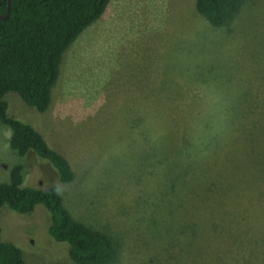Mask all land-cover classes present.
Listing matches in <instances>:
<instances>
[{
  "label": "rangeland",
  "instance_id": "374dc122",
  "mask_svg": "<svg viewBox=\"0 0 264 264\" xmlns=\"http://www.w3.org/2000/svg\"><path fill=\"white\" fill-rule=\"evenodd\" d=\"M229 26L212 27L196 0H113L64 55L46 112L4 98L68 158L75 181L60 182L32 151L19 156L0 121V182L23 164L25 186H57L78 220L118 236L117 264H264V0H245ZM201 112L237 125L215 124L208 144L186 148L197 156L188 176L172 177L174 148ZM157 116L169 124L159 150ZM155 155L165 158L158 172ZM190 222L197 239L178 229ZM48 225L42 205L0 208L1 240L26 264H75Z\"/></svg>",
  "mask_w": 264,
  "mask_h": 264
},
{
  "label": "trees",
  "instance_id": "16d2710c",
  "mask_svg": "<svg viewBox=\"0 0 264 264\" xmlns=\"http://www.w3.org/2000/svg\"><path fill=\"white\" fill-rule=\"evenodd\" d=\"M111 2L13 0L10 18H0V121L11 131L10 147L21 157L32 151L46 160L65 184L76 179L68 158L51 148L32 125L10 116L4 98L7 93L15 92L28 106L40 113L46 112L52 103V89L61 76L64 55L88 27L104 16ZM244 4L245 0H196V9L212 27L222 28L235 23ZM7 8L8 0H0L2 15H6ZM157 117L159 120L152 122L153 128H157L153 145L159 150L162 133L169 131V124L163 116ZM215 124L220 133L226 127L232 130L237 125L227 116L212 118L202 112L191 116L187 127L195 132L182 143L181 151L174 148L170 176H188L186 167L193 164L197 156L191 157L186 148L208 144L207 135ZM144 140L148 141L145 137ZM164 160L156 156L157 172L160 165L165 164ZM24 170V165L18 164L11 168L9 182H0V208L7 206L21 215H31L42 205L49 215L48 234L55 241L68 244L70 259L75 264H117L120 261L121 245L117 235L78 220L65 206L57 186L47 189L25 186ZM180 226L178 229L186 228L184 232L190 239H197L196 223ZM1 236L0 228V264H26L21 249L3 242Z\"/></svg>",
  "mask_w": 264,
  "mask_h": 264
},
{
  "label": "water",
  "instance_id": "95a60500",
  "mask_svg": "<svg viewBox=\"0 0 264 264\" xmlns=\"http://www.w3.org/2000/svg\"><path fill=\"white\" fill-rule=\"evenodd\" d=\"M12 2H13V0H8V8H7V13H6V15H2V14L0 13V18H1L2 20H7V19L10 18V16H11V10H12V8H11V4H12Z\"/></svg>",
  "mask_w": 264,
  "mask_h": 264
},
{
  "label": "crops",
  "instance_id": "0c3cea01",
  "mask_svg": "<svg viewBox=\"0 0 264 264\" xmlns=\"http://www.w3.org/2000/svg\"><path fill=\"white\" fill-rule=\"evenodd\" d=\"M112 2H113V0H112ZM112 2H111V4H112ZM111 4H110V6H111ZM110 6H109V7H110ZM109 7H108V9H107L106 13L108 12V10H109Z\"/></svg>",
  "mask_w": 264,
  "mask_h": 264
}]
</instances>
